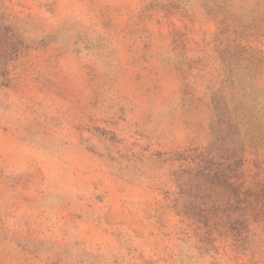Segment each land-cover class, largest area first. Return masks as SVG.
Instances as JSON below:
<instances>
[{
  "label": "rangeland",
  "instance_id": "1",
  "mask_svg": "<svg viewBox=\"0 0 264 264\" xmlns=\"http://www.w3.org/2000/svg\"><path fill=\"white\" fill-rule=\"evenodd\" d=\"M0 264H264V0H0Z\"/></svg>",
  "mask_w": 264,
  "mask_h": 264
}]
</instances>
